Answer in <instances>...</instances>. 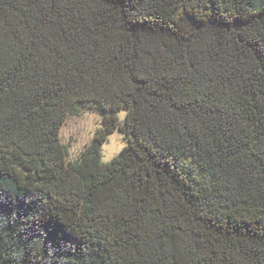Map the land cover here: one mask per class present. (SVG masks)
<instances>
[{
  "label": "trees",
  "instance_id": "16d2710c",
  "mask_svg": "<svg viewBox=\"0 0 264 264\" xmlns=\"http://www.w3.org/2000/svg\"><path fill=\"white\" fill-rule=\"evenodd\" d=\"M0 264H264V0H0Z\"/></svg>",
  "mask_w": 264,
  "mask_h": 264
},
{
  "label": "rangeland",
  "instance_id": "374dc122",
  "mask_svg": "<svg viewBox=\"0 0 264 264\" xmlns=\"http://www.w3.org/2000/svg\"><path fill=\"white\" fill-rule=\"evenodd\" d=\"M125 116L124 110L117 112L119 122ZM100 126V115L95 111L86 110L76 116H67L60 128V142L68 146V159H73L89 143L94 131ZM125 141L121 133L114 131L108 135L102 146V160L109 162L124 146Z\"/></svg>",
  "mask_w": 264,
  "mask_h": 264
}]
</instances>
